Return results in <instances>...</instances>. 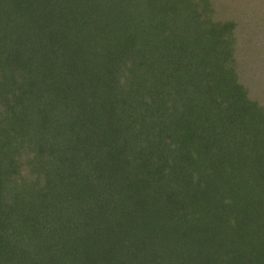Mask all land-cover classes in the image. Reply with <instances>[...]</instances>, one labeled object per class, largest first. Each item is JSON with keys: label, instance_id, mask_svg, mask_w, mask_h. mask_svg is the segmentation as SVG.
I'll list each match as a JSON object with an SVG mask.
<instances>
[{"label": "trees", "instance_id": "obj_1", "mask_svg": "<svg viewBox=\"0 0 264 264\" xmlns=\"http://www.w3.org/2000/svg\"><path fill=\"white\" fill-rule=\"evenodd\" d=\"M262 98L264 0H0V264H264Z\"/></svg>", "mask_w": 264, "mask_h": 264}, {"label": "rangeland", "instance_id": "obj_2", "mask_svg": "<svg viewBox=\"0 0 264 264\" xmlns=\"http://www.w3.org/2000/svg\"><path fill=\"white\" fill-rule=\"evenodd\" d=\"M163 82H166V81H163ZM262 100L264 101V99L262 98ZM123 148H125V149H127L128 148V146L127 145H124L123 146ZM153 161L155 162V160H154V158H153ZM113 162V161H112ZM139 162V161H138ZM140 163V165H143V164H146L147 163V161H146V159L145 158H141V161L139 162ZM189 164V163H188ZM173 167H174V165H172ZM190 168H192L191 166H190ZM122 178H123V175H122ZM119 185H121V184H119ZM127 187V186H126Z\"/></svg>", "mask_w": 264, "mask_h": 264}]
</instances>
